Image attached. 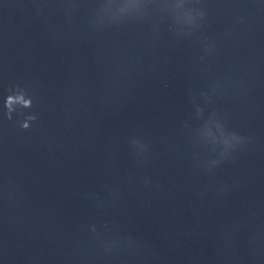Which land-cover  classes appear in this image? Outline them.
<instances>
[{"label": "water", "instance_id": "1", "mask_svg": "<svg viewBox=\"0 0 264 264\" xmlns=\"http://www.w3.org/2000/svg\"><path fill=\"white\" fill-rule=\"evenodd\" d=\"M0 264H264V0H0Z\"/></svg>", "mask_w": 264, "mask_h": 264}, {"label": "clouds", "instance_id": "2", "mask_svg": "<svg viewBox=\"0 0 264 264\" xmlns=\"http://www.w3.org/2000/svg\"><path fill=\"white\" fill-rule=\"evenodd\" d=\"M11 100H12V98L10 97V98H9L10 103H11ZM26 106H30V101H29V102H26ZM22 127L25 128V129H27V128L30 127V125H29L28 123H24V124L22 125Z\"/></svg>", "mask_w": 264, "mask_h": 264}]
</instances>
